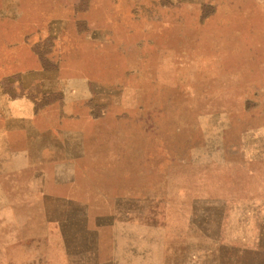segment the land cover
Masks as SVG:
<instances>
[{"label":"rangeland","instance_id":"1","mask_svg":"<svg viewBox=\"0 0 264 264\" xmlns=\"http://www.w3.org/2000/svg\"><path fill=\"white\" fill-rule=\"evenodd\" d=\"M0 264H264V0H0Z\"/></svg>","mask_w":264,"mask_h":264}]
</instances>
